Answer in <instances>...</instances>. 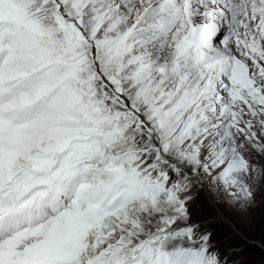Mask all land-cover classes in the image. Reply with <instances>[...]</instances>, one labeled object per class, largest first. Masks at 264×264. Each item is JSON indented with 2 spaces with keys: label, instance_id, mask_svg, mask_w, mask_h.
I'll use <instances>...</instances> for the list:
<instances>
[{
  "label": "snow or ice",
  "instance_id": "1",
  "mask_svg": "<svg viewBox=\"0 0 264 264\" xmlns=\"http://www.w3.org/2000/svg\"><path fill=\"white\" fill-rule=\"evenodd\" d=\"M257 209L264 0H0V264H264Z\"/></svg>",
  "mask_w": 264,
  "mask_h": 264
},
{
  "label": "rangeland",
  "instance_id": "2",
  "mask_svg": "<svg viewBox=\"0 0 264 264\" xmlns=\"http://www.w3.org/2000/svg\"><path fill=\"white\" fill-rule=\"evenodd\" d=\"M208 209V210H207ZM204 213L208 218H213L215 216V211L211 206L205 205L204 206ZM213 212H212V211ZM237 224L240 225L241 229L248 233L249 236L255 235L257 238L259 237L260 229L264 220H262V213L259 209H257L252 215L248 217H233ZM216 224H222L223 226L229 228L230 227L222 222H216ZM217 234H219L218 227H216ZM242 247V246H241ZM258 253H251L247 255V259L251 262H255L258 260Z\"/></svg>",
  "mask_w": 264,
  "mask_h": 264
},
{
  "label": "trees",
  "instance_id": "3",
  "mask_svg": "<svg viewBox=\"0 0 264 264\" xmlns=\"http://www.w3.org/2000/svg\"><path fill=\"white\" fill-rule=\"evenodd\" d=\"M208 210V209H207ZM212 211V210H211ZM213 212V211H212ZM216 227H218L219 230V234L221 235V237L227 236L230 232L229 228L223 226L222 224H216ZM236 242L245 248V252L248 253V249L245 247L244 242L242 240H240L239 238H235ZM251 253H249L250 255Z\"/></svg>",
  "mask_w": 264,
  "mask_h": 264
}]
</instances>
